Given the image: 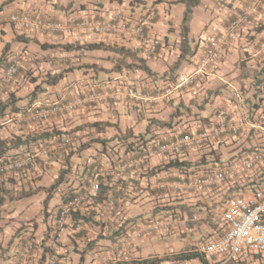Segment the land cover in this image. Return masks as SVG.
<instances>
[{
    "label": "crops",
    "instance_id": "1",
    "mask_svg": "<svg viewBox=\"0 0 264 264\" xmlns=\"http://www.w3.org/2000/svg\"><path fill=\"white\" fill-rule=\"evenodd\" d=\"M177 1L0 0V88L9 64L16 63L19 67L17 81L0 89V103L13 101L20 110L62 95L73 98L92 91L105 94L115 91L122 97L121 100L103 97L81 104L70 114L40 124L5 123L9 108L0 114V139L8 144L12 141L21 143L5 155H36L27 173L0 174V219L4 218L1 212L7 203L38 194L43 196L39 200L42 219L35 216L22 223L0 224V264H21V236L29 232L39 243L31 256V264H48L49 256L53 254L58 257L57 264H114L113 258L119 252L126 258L120 264H141L147 259H157L161 264L174 259L191 264V258L184 257L193 253L196 255L194 264H218L217 258L195 252V246L218 236L220 211L230 196H251L259 185L264 184V166L249 177L203 193L180 195L158 185L171 184L184 172L228 161L251 147L264 148V130L251 126L255 121L253 115L259 113L264 98V47L261 45L264 2L252 12L250 21L237 38L224 48L222 58L209 78L197 86L177 90L168 100H140L133 96V92L151 96L174 76L192 68L193 57L180 60L183 18L173 16V9L180 4ZM249 3L250 0H202L194 8L188 33L195 54L200 55L207 43L202 37L209 24L219 25V30L224 28ZM105 7L112 9L107 18L125 19L131 23L151 12L146 35L161 37L165 48L160 47L157 55H148L139 41L129 34H110L93 39L78 30L67 38L48 37L25 33L9 21L10 13L15 10L51 15L61 22H71L96 17ZM84 42L103 43L106 48H76ZM64 45L75 46L64 49ZM56 75H61L57 84H43L42 90L34 94L37 85ZM222 108L242 125L240 136L186 151L179 157L168 154L152 157L145 166L131 174L140 185L138 190L125 193L123 202L128 208L121 219L123 228L115 222L101 226L102 221L96 216V199H86L81 210L68 218L66 228L58 235L59 247L53 246L50 234L60 208L68 199L66 195L85 193L95 167L99 170L102 186L107 190L116 181V176L111 173V160L121 155H134L135 145L130 146L131 142L138 139L148 142L155 136L165 140L183 131L208 127L214 113ZM95 122L97 124H93ZM51 131H60L61 134L32 140L33 136ZM64 138L70 139L69 148L44 154V146ZM69 151L70 155L67 154ZM176 158L186 161V170L169 166ZM161 201L167 203L161 207ZM157 212H177L190 219L196 216V219L190 220L187 227L166 230L130 243L127 228L130 221L135 219L137 222L141 217ZM77 221L82 227L74 233L72 226ZM254 259L225 264H249Z\"/></svg>",
    "mask_w": 264,
    "mask_h": 264
},
{
    "label": "built area",
    "instance_id": "2",
    "mask_svg": "<svg viewBox=\"0 0 264 264\" xmlns=\"http://www.w3.org/2000/svg\"><path fill=\"white\" fill-rule=\"evenodd\" d=\"M263 2L264 0H250V3L240 14L230 20L215 38H211L206 43L200 55L193 57L190 70L177 74L174 79L159 87L156 93L151 96H140L132 91L133 96L144 101L168 100L172 98L177 90L197 86L209 78L219 64L224 48L237 38L243 26L250 21L252 12ZM150 17L151 12L145 18L141 17L134 23L125 19L105 18L102 16L61 22L51 15H40L27 10H15L10 13L9 21L25 33L41 34L43 36L69 35L78 30L104 35L129 34L139 41L140 47L146 54L157 55L163 45V40L158 36L149 37L146 35V27ZM261 45L264 47V38ZM18 71L19 67L16 63H11L6 68L2 77L3 86L0 88L1 90L15 83L14 79ZM103 97L111 100H121L122 98L115 91L107 92L106 94L92 91L89 94L78 95L73 98L62 95L55 100L38 102L18 111L8 113L5 117V123L15 125H24L26 123L40 124L53 117L70 114L79 105L96 101ZM253 117L255 121L251 122V126L264 130V100L259 107V113H255ZM242 132V125L226 109L222 108L214 113L208 127H202L195 131H183L165 140L158 138L147 144L145 143L146 147L141 152L128 156L121 155L112 159L111 173L116 176V181L102 194H100L102 184L99 179V170L95 167L93 170L94 176L90 181L88 190L83 194H72L60 208L50 234L52 235L53 246L59 247L58 235L66 228L68 218L81 210L86 199H96V216L99 220L115 222L117 223L116 225L122 227L121 219L126 208H128L124 207L125 193L138 190L140 185L131 174L145 166L152 157L160 154L180 156L186 151L211 143H219L222 139L238 137ZM70 142L69 138H64L63 140L52 142L51 145L44 146L42 150L44 154L53 153L63 147H68ZM109 152L111 154V149H109ZM111 155L110 158L112 157ZM35 158L36 155L31 153L11 154L0 157V174L10 175L29 170ZM48 162H51V160L49 159ZM262 166H264V148L255 147L251 151H243L228 161L221 162L213 167L184 172L180 179H176L171 184L158 185V187L163 190L172 189L180 195L191 192L203 193L209 189L249 177L255 171L261 169ZM114 185H117V187L115 188ZM195 219L196 216L190 219L189 216H183L177 212H157L141 217L138 219V223L132 220L127 226L130 243H136L139 240L160 234L166 230L170 231L187 227L189 221ZM219 219L221 225L218 236L198 243L195 246V252L207 257L217 258L218 264L241 262L245 257H248L246 255L259 256L264 259V184L259 185L251 196L239 194L230 196L222 206ZM81 227L82 223L77 221L73 224L72 230L76 233ZM38 245L37 238L33 233L29 232L23 237V259L21 264H31V256L38 248ZM125 259L124 254L119 252L113 258V261L114 264H120ZM57 262L55 254L49 256L48 264H57ZM182 263L187 264V262L177 259L166 261L164 264Z\"/></svg>",
    "mask_w": 264,
    "mask_h": 264
},
{
    "label": "trees",
    "instance_id": "3",
    "mask_svg": "<svg viewBox=\"0 0 264 264\" xmlns=\"http://www.w3.org/2000/svg\"><path fill=\"white\" fill-rule=\"evenodd\" d=\"M201 1L202 0H178L177 1V2H180V3H184L185 4V12H184L183 20H182V41H181V56H180V60L181 59L188 58V57L190 58V57H194L195 56V51L192 50V48H191V46L189 44V41H188V33L190 31V22H191V19H192V15H193V12H194V8L196 6H198L201 3ZM257 28L259 29V26ZM74 46L75 45H64L63 48L64 49H70V48H74ZM76 48L97 49V48H106V45H104L103 43H85L84 42V43H80V45H78ZM140 60H141L140 62H142V59H140ZM144 68L146 69L145 66H144ZM17 74L19 75V72ZM60 78H61V75H56L54 77H50L49 79H46L45 81H42L41 84L37 85L36 89L34 90V94L37 93L39 90H42V85L43 84L55 85V84H57L60 81ZM173 78H175V76ZM14 81L16 82L17 80L14 79ZM263 100H264V98H263ZM7 108L10 109L9 113H12V111H15V110H18L19 109L18 107L15 106V103L13 101H8V102L3 103V104L0 103V114H4V111ZM93 124H97V122H95ZM60 134H61L60 131H51L50 133H43L42 132L38 136H33L32 137V140H41L44 137H47L48 138V137H51V136L53 137V136H57V135H60ZM158 138L159 137H156V136L155 137H151L150 139H148V142H151V141L156 140ZM229 139H231V138H229ZM229 139H222L221 141H226V140H229ZM28 140H29V138L26 139V141H28ZM221 141H220V143H221ZM148 142L147 141L146 142H144V141L142 142V140L138 139L136 142L135 141L131 142L130 143V146H132L133 144L135 145V148L133 149V151H135V153L136 152H141V151L144 150V147H146L145 146V143L147 144ZM20 144H21L20 142H15V141H12L11 144H8L7 141H5L3 139H0V156H2V157H3V155L4 156H8V155H5V153H7L8 150H10V149H15V148L19 147ZM254 148L255 147H251V148L246 149L244 151H251ZM64 152H66V151H64ZM15 154H18V153H15ZM67 154L70 155L71 154V151H69ZM177 157H179V156H177ZM186 164H187L186 161L179 160L178 158H176L175 160H172L169 163V166H174V167L178 168L179 170H184L185 169L184 166ZM28 171L29 170H26L24 172L22 171L23 172L22 174H25V172L27 173ZM59 182H61V181H59ZM104 191H105V187L102 186L101 187V190H100V194L104 193ZM70 196L71 195L67 194L66 197L65 196L64 197L65 198H69ZM105 223H107V222L102 221L101 222V226L104 227L106 225ZM194 256H196V255L193 253V254L187 255L184 258H193ZM250 257H252V256H250ZM252 258L262 259L259 256L252 257ZM57 260H58V257H57ZM244 260H246V259H244ZM244 260H242V261H244ZM140 263L141 264L158 263V260L157 259L156 260H149V259H147V260H144V261H142Z\"/></svg>",
    "mask_w": 264,
    "mask_h": 264
},
{
    "label": "rangeland",
    "instance_id": "4",
    "mask_svg": "<svg viewBox=\"0 0 264 264\" xmlns=\"http://www.w3.org/2000/svg\"><path fill=\"white\" fill-rule=\"evenodd\" d=\"M111 11H112V9L109 10L108 8L105 7L96 16H102V17L107 18L109 16L108 14L111 13ZM184 12H185V5L183 3H180L177 8L173 9V16H175L176 18L177 17L183 18ZM223 15H225V14H223ZM73 20H75V19H73ZM216 22H217V20L214 21V23H216ZM219 28H220L219 25L216 26L215 24H209L208 31L203 33L204 35L202 38L204 40H206L207 42L211 38H215L224 29V28H222L219 30ZM85 33H88V32H85ZM70 35H72V33L69 35H59V36H64L67 38ZM86 35L91 36L93 39H95L96 37L104 36V34H96V33H88ZM49 36H51V35H49ZM159 38H161V37H159ZM162 46L165 48L164 44ZM195 56H198V54L196 53ZM15 79L17 80V77H15ZM41 198H43V196L41 194H38V195H34L33 197H30V198H25V199H22L19 201H15L13 203H7L5 205V207L2 209L3 211L1 213H2L4 218L0 219V224L1 225L5 224V223L10 224L11 221H16L18 223H22V222L28 221L30 218H33L35 216H37V218L39 220L42 219L41 202L39 201V200H41ZM166 203L167 202L161 201L160 202L161 207H163L164 204H166ZM167 207L168 206H166L164 208H167ZM172 207H174V206H172ZM215 216L216 215H212V217H215ZM217 226H219V224H217ZM24 236L25 235L21 236V240L23 239ZM246 256H248V257H245V259H248V260L254 259V258L250 257L249 255H246ZM195 260H196V258H191L190 259L191 264L196 263ZM254 260L255 261H252L249 264H262L258 259H254ZM263 261H264V259H263ZM235 263H237V262H235ZM263 264H264V262H263Z\"/></svg>",
    "mask_w": 264,
    "mask_h": 264
}]
</instances>
